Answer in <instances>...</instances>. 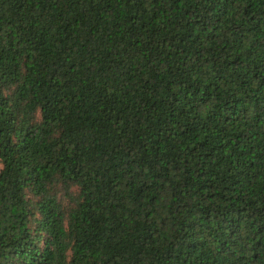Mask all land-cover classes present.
<instances>
[{
	"label": "trees",
	"instance_id": "16d2710c",
	"mask_svg": "<svg viewBox=\"0 0 264 264\" xmlns=\"http://www.w3.org/2000/svg\"><path fill=\"white\" fill-rule=\"evenodd\" d=\"M0 264H264V0H0Z\"/></svg>",
	"mask_w": 264,
	"mask_h": 264
},
{
	"label": "rangeland",
	"instance_id": "374dc122",
	"mask_svg": "<svg viewBox=\"0 0 264 264\" xmlns=\"http://www.w3.org/2000/svg\"><path fill=\"white\" fill-rule=\"evenodd\" d=\"M0 169H2V163H1V161H0Z\"/></svg>",
	"mask_w": 264,
	"mask_h": 264
}]
</instances>
